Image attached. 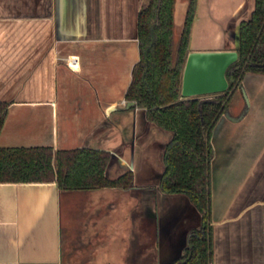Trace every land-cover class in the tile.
Instances as JSON below:
<instances>
[{"label":"crops","instance_id":"obj_1","mask_svg":"<svg viewBox=\"0 0 264 264\" xmlns=\"http://www.w3.org/2000/svg\"><path fill=\"white\" fill-rule=\"evenodd\" d=\"M147 3L0 0V148L105 150L108 178L133 173L128 188L0 183V264H165L200 225L186 195L159 186L173 132L126 98ZM188 6L176 0L174 20ZM254 7L197 0L190 41L210 29L225 39L230 25L237 35ZM219 40L189 50L237 45ZM235 94L212 132L213 264H264V73L247 72Z\"/></svg>","mask_w":264,"mask_h":264},{"label":"trees","instance_id":"obj_2","mask_svg":"<svg viewBox=\"0 0 264 264\" xmlns=\"http://www.w3.org/2000/svg\"><path fill=\"white\" fill-rule=\"evenodd\" d=\"M176 0H148L139 13L140 60L134 66L126 98L146 109L147 117L173 132L165 147L160 189L184 194L200 214L178 258L165 264H213L212 253V132L247 72L264 73V0H255L251 18L239 25V60L227 71L229 89L208 99L181 95L197 0L189 6L176 50L173 44ZM8 102H0V131ZM111 154L87 147L0 148V183L56 182L61 189L128 188L131 171L110 179Z\"/></svg>","mask_w":264,"mask_h":264},{"label":"water","instance_id":"obj_3","mask_svg":"<svg viewBox=\"0 0 264 264\" xmlns=\"http://www.w3.org/2000/svg\"><path fill=\"white\" fill-rule=\"evenodd\" d=\"M236 38L237 45L232 49L192 50L188 53L182 75L183 98L208 99L229 89L227 71L239 60L238 31Z\"/></svg>","mask_w":264,"mask_h":264},{"label":"rangeland","instance_id":"obj_4","mask_svg":"<svg viewBox=\"0 0 264 264\" xmlns=\"http://www.w3.org/2000/svg\"><path fill=\"white\" fill-rule=\"evenodd\" d=\"M181 3L188 1V0H179ZM184 19H185V15H181V14H177V16L175 17L174 20V34H173V44H174V49L176 50L177 44L180 40L182 31H183V27H184ZM234 26L230 25L228 27V30L225 31V39H223V37L218 34L219 32H216L215 30L211 31L210 30H206V31H201V30H195L194 33V39L192 40L191 37V41L189 44H193L194 47H206L209 43L212 42V40H219L220 45H224L225 47H229V42H233L236 40V34L235 31L233 30ZM234 43V42H233ZM211 45V44H209ZM190 47V46H189ZM240 89V88H239ZM236 94L234 93L232 100H234L236 98Z\"/></svg>","mask_w":264,"mask_h":264},{"label":"flooded vegetation","instance_id":"obj_5","mask_svg":"<svg viewBox=\"0 0 264 264\" xmlns=\"http://www.w3.org/2000/svg\"><path fill=\"white\" fill-rule=\"evenodd\" d=\"M228 106H229V105H228ZM227 108H228V107H227ZM225 111H226V110H225ZM225 111H224V112H225ZM222 115H223V114H222ZM222 115H221V116H222ZM221 116H220V117H221ZM218 120H219V119H218Z\"/></svg>","mask_w":264,"mask_h":264}]
</instances>
